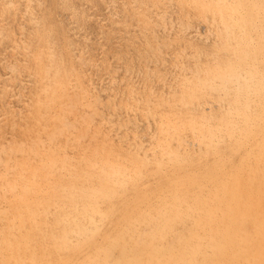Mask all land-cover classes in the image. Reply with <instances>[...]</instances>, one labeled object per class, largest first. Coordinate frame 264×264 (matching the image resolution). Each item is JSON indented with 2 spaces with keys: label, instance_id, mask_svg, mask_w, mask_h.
Listing matches in <instances>:
<instances>
[{
  "label": "rangeland",
  "instance_id": "obj_1",
  "mask_svg": "<svg viewBox=\"0 0 264 264\" xmlns=\"http://www.w3.org/2000/svg\"><path fill=\"white\" fill-rule=\"evenodd\" d=\"M169 1L0 0V254L8 253L3 257L0 255V264L86 263L87 257L93 254L94 249L100 244L98 243L95 248L81 247L82 252L80 254L75 253L77 239L73 232L80 227L81 213L86 214L89 212V203L97 194H94L91 190L82 193V189L77 184L79 179L76 177L80 174L72 172L76 168L84 171L87 159L93 160L98 156H93V152L104 155L103 158H97L96 162L100 167L108 166L107 162H104L107 158L105 157L106 154L107 156L111 155L110 157L117 156L112 157V162L114 161L113 163L117 164L118 167L122 165L121 163L124 160H129L134 164L142 163L144 160L148 162L146 163L149 166L147 170L154 168L152 162L158 160L157 157L165 162L167 156L165 157L164 154L167 150L174 154L183 153L180 150L182 148L178 147L177 144L184 135L190 139L191 132L189 130L184 131L181 128L182 126L177 127L170 121L167 124L171 128L168 131L165 128L163 137V133L159 131H157L159 135L157 134L154 139L151 136L154 130H158L156 122L160 119V115L162 117V114H169V112L170 115L172 114L170 107L172 104L175 103L172 107H174V112L179 115V118L184 117V114L179 111L180 109L178 110L180 108L179 103L184 99L185 92L188 91L187 88L196 86L198 81L202 80L207 73V67L214 59H212L214 50L208 48L205 44L204 36L198 37L196 33L198 27L199 32H204L205 28L201 27L199 15L190 7V3L187 1L185 3V0ZM178 6L181 7L178 8ZM189 24H192L193 27ZM42 51H44V57L41 58L39 53ZM219 56L220 54L216 55V57ZM171 63L173 66H170ZM213 69V75L218 77L221 68L215 67ZM49 77L51 78L49 79ZM79 81L82 83H79ZM241 81L242 77L237 80L239 84H241ZM227 84H232V82ZM217 85L218 83L215 82L213 91H210L207 95L208 99L213 97L215 99L218 96L216 95L219 90ZM175 91H178L177 94H175ZM157 94H160V97ZM165 98L167 102H165ZM225 102L227 100L223 98L222 103L226 106ZM144 103L148 105L146 106ZM68 105L70 106L68 107ZM60 107L67 109H65L64 115L69 119L64 124L62 123L63 126L58 120ZM158 107L163 108L164 112L162 110L158 111ZM147 108H150V111ZM125 114L127 115L125 116ZM147 114H150L148 115L149 118L146 116ZM248 118L251 119V116L248 115L242 119L237 129L246 127L250 121ZM78 119L82 120L79 121ZM99 121L104 124L102 125ZM84 123L88 125V128L84 127L86 126ZM164 126L166 127V124ZM201 126L205 125H201L199 122H190V127H195L199 134L198 138L200 137V139L198 141L206 144L211 143H207L210 140L211 132H207L205 128L203 130ZM144 128L148 129L145 130ZM141 129L142 131H140ZM51 134L53 135L51 136ZM222 134L221 132V136ZM117 141L118 143H116ZM189 148L190 151L183 153L185 157L192 155L197 157L205 151L204 148H198L197 146H190ZM61 152H64L65 155ZM90 156L91 158H88ZM85 159L86 161H84ZM233 159L237 162L240 156L234 155ZM77 161L81 163L79 164ZM115 174L119 179L120 172L117 171ZM106 177H101L103 183L107 182L108 177ZM76 178L78 180H75ZM49 181L54 187L52 190L46 189L45 191L43 186ZM57 181L64 184V191L62 190V184L56 187ZM34 191L36 195H34ZM50 191L54 193H49ZM41 193L42 196H40ZM102 197L103 193L100 192L97 195V198L101 199L98 207L104 211L105 208L102 207H105V205ZM119 197L120 194L117 190H114L113 201L115 203L119 202ZM122 212L125 216V222L117 224L115 231H111L112 226L105 229L104 232L108 236H120L119 232L123 230V225H126L125 228L129 226L131 220L127 216L132 215V208L126 207ZM151 214L156 218L157 215L154 210ZM108 218L109 216H105V219L108 220ZM178 222L180 223H175L176 228L174 226V231L182 234L184 229L181 221ZM30 224L34 225V230L27 228ZM63 224L65 225L63 226ZM71 228L73 229L71 230ZM132 228L130 225L127 230L131 231ZM4 233L5 235H2ZM24 239L31 241L32 249L27 248L25 244L22 245ZM103 245L101 243L100 247ZM114 254L113 251L112 255ZM14 256H17L16 259Z\"/></svg>",
  "mask_w": 264,
  "mask_h": 264
},
{
  "label": "bare ground",
  "instance_id": "obj_2",
  "mask_svg": "<svg viewBox=\"0 0 264 264\" xmlns=\"http://www.w3.org/2000/svg\"><path fill=\"white\" fill-rule=\"evenodd\" d=\"M186 1L190 3L191 5L190 7L193 8L194 12H197V14L199 15L198 17L200 18L201 21V25H202L201 27L205 28V31L199 32L198 31L199 27L198 30L195 31L198 34V37L204 36L203 38L206 42L205 44L208 46V48L210 47L214 50L212 56V59L213 58L214 59L212 60V62L210 61L211 62L210 64L208 63L209 66L207 67V73L202 78V80H199L196 86L193 83L194 86L188 87L187 88L188 91H186L187 93L185 92L184 99L182 100V102L179 103L180 108H178V110L180 109L179 111L184 114V117L179 118V115L174 112L173 109L174 107H172L175 104L174 101L173 102L174 104L170 106L172 114L170 115V112L168 114L165 110L167 114L165 113L162 114V117L160 115V119L157 120L156 122L158 130L153 131L151 138L154 139V137L157 136L158 134L157 131L163 133L165 128L167 129V131L170 130L171 127L169 128V125L167 123L172 121L173 124H175L177 127L182 126L181 128L184 131L189 130V132H191V137L189 135L190 139H188V137L184 135L182 136V138L179 139V142L177 144L178 147L182 148L180 150L183 151V153L190 151L189 148L190 146H197L198 148H204L205 151L203 154L197 155V157H194L193 155L185 157L183 153L174 154L173 152L167 150L164 154L165 157L167 156L166 161L164 162L162 160H159V157H157L158 160H154L152 162L154 163V168L152 170H147L149 169V166L146 164L148 162L144 160L142 161V163L139 164H134L133 162L131 163L129 160L128 161L124 160V162L121 163L122 165L118 167L117 164L113 163L114 161L112 162L113 156L110 157L111 155L107 156L106 154L105 157L107 158H105L104 162L105 163L107 162L108 166L100 167L96 161L97 158H103L102 156L104 155L103 154L100 155L98 152L92 151L93 154L92 153L91 154L93 156L94 155H98V156L93 158V160H89V159H87V161L86 159L84 160L86 161L85 162L86 168L84 171H80L81 169L78 168L75 169L73 167L75 170L72 173L76 174L77 172L81 175V176L80 175L76 176L79 180L77 178L75 180H78L77 184L82 189V193H85L87 190H91L94 194L97 195L100 192L103 193L102 201L104 202L105 205V207H102L105 208L104 211L99 209L98 205L101 199L97 198V195H95V197H93L94 199L92 200V202L89 203L90 204L89 212H87L86 214L81 213L80 216L81 223L79 224L80 227L78 228L75 227L77 229L75 231L73 230L74 236H76L77 239L75 245L76 247L75 253L80 254L82 252L81 247L95 248L96 246H98V243L100 245L101 243L104 244L102 247H100L99 245L96 249H94L95 250L94 253L87 257V261L85 264H264V0H185V3H187ZM181 6H178V8ZM196 15H194V17L197 18ZM145 17L147 18V16ZM144 23L146 24V22ZM147 23L150 24V22L148 21ZM189 25L193 27L192 24ZM186 28L188 29V27ZM174 31L176 32L177 30L175 29ZM196 50L198 49L196 48ZM43 53L44 51L39 53L41 58L44 57ZM217 54H220V56L216 57ZM171 64L170 66H173V64L172 65ZM215 67L221 68L218 77L213 75V71H214L213 68ZM226 69L229 70L226 71ZM241 77H242V81L241 84H239L237 80L241 79ZM50 78L51 77H49V79ZM183 78L185 79V77ZM189 78L191 79V77ZM80 81L79 83H82ZM229 81L232 82V84L228 85L227 83H230ZM215 82L218 83L217 86L219 87V90L216 94L218 96L217 97L215 96L216 97L215 99L214 97L208 99L207 95L210 91L211 92L213 91ZM71 84H75V83H71ZM46 85L48 84L46 83ZM180 86L182 87L181 84ZM177 92L175 94H177ZM157 95L159 96L160 94ZM223 98H225L228 102V103L225 102L227 104L226 106L222 103ZM177 99L179 98L177 97ZM165 102H167L166 98H165ZM162 103L161 105H163ZM144 105L147 106L148 104L144 103ZM69 106L70 105H68V107ZM44 107L47 108L46 105H44ZM63 107H60L61 110H59V114H58L59 117L58 120L61 124L62 123L64 124L68 119L64 115L65 114L64 111L66 108ZM149 109L147 108V110ZM158 109H159L158 111H160L163 108L160 109L158 107ZM126 115L127 114H125V116ZM148 115L150 114H147L146 116L148 117ZM157 115L159 116V114ZM248 115L251 116V119L248 118L250 119V121L246 125V127H244L243 129H237V126L239 125L240 121ZM78 120L80 121L82 119H78ZM190 122H196V123L199 122V124L205 125V126H201V128L203 130L205 128L207 132L209 131L211 132L210 133L211 136L208 134L210 136V140L207 141V143L209 142L211 143L206 144L198 141L200 139V137L198 138L199 134L197 133V130H195V127L193 128L190 127ZM165 124L166 127L164 126ZM79 126L82 127L80 124ZM87 126L88 125L84 127L86 128ZM145 126L146 124L144 125V127ZM152 126L151 128H153ZM147 129L148 128H146L145 130ZM140 131H142V129ZM221 132L223 133L222 136H221ZM53 134H51V136ZM163 135L164 133L162 134V137ZM81 137L83 136L81 135ZM116 143H118V141ZM93 149L94 151H96L95 148ZM61 153L64 154V152ZM234 155L240 156V159H238L237 162H235V160L233 159ZM88 158H91V156ZM146 159L148 160V158ZM77 163L79 162L77 161ZM116 170L120 172L119 179L115 174V172H117ZM101 177H106L107 182L103 183ZM61 184L63 185L62 190L64 191L63 183H58L56 187L61 186ZM53 187L54 185L50 181L48 183H45V185L43 186L45 191L46 189L52 190ZM114 190H117L118 194H120L118 203H115L113 201ZM35 193L36 192L34 191V195H36ZM42 193L40 196H42ZM49 193H54V192L50 191ZM66 203L68 202L66 201ZM126 207H131L133 211L131 216L129 215L127 216L131 220L129 226L131 225L133 227L132 230L128 231L127 229L129 226L125 228L126 225H123L124 226L122 228L123 230L119 232L120 236L117 235H115V237L114 236L111 237V235L108 236L106 232H104L105 229L110 228L112 226L111 231H115L114 229L117 228V224H119L120 222L123 223L125 222V216H123L122 210ZM153 210L156 212L157 215L156 218L151 214ZM105 216L107 217L109 216L108 220L105 219ZM178 221H181V224L184 229L183 230L184 232L182 234L176 233L174 231L175 223H180ZM64 225L65 224H63V226ZM27 228H29V230H34V225L30 224L29 227ZM72 229L73 228H71V230ZM2 235H5V233ZM30 242L31 241L26 239L25 241H23L22 245L24 246L25 244L27 248H31ZM113 251L115 253L114 255H112ZM0 255H2V253ZM3 255L1 257H3ZM15 257L17 256H14V258ZM14 260L13 262H15Z\"/></svg>",
  "mask_w": 264,
  "mask_h": 264
}]
</instances>
